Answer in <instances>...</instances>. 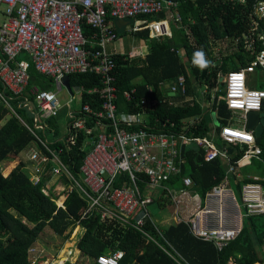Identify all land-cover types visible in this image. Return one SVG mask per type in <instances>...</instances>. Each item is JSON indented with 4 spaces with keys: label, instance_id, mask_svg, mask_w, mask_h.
Masks as SVG:
<instances>
[{
    "label": "built area",
    "instance_id": "obj_1",
    "mask_svg": "<svg viewBox=\"0 0 264 264\" xmlns=\"http://www.w3.org/2000/svg\"><path fill=\"white\" fill-rule=\"evenodd\" d=\"M175 7L177 3L170 0H0V12L4 14L0 24V82L12 96L23 98L24 105L35 114L34 126L26 124L41 145V148L33 147L28 155L32 183L40 185L45 167L50 165L51 178L42 192L49 195L51 191L59 208H64L69 194L76 191L87 204L82 216L98 211L106 222L136 228L169 255L172 253L166 247L169 246L167 241L162 244L146 231L147 221L153 220L151 205L156 198L146 191H164L176 204L189 197L193 185L189 176L182 177L179 189L168 185L181 174L186 160L184 150L189 145L202 151L205 163L226 158L230 164L226 180L202 196L195 192V207L187 218L189 229L197 239L213 242L221 251L236 240L242 230L241 206L228 185L229 174L236 171L227 149L218 146L212 134L197 136L185 131L198 118L190 119L178 130L168 123L151 127L145 120L138 119L141 114L120 115L118 111L115 52L109 46L119 37L107 22L108 18L157 16L163 12L176 22L181 16L173 13ZM253 16L252 29L243 38L246 51L254 60L246 67L229 72L223 79L228 108L241 112L246 120L249 111L261 110L264 100V87H259V80L251 84L250 78L260 69L264 79V46L257 45V41H264V1L255 5ZM164 22V19L152 21L146 27L159 36L166 33ZM82 23L96 28L92 38L84 34ZM22 54L29 56L30 61L18 59ZM30 62L40 74L52 79L58 92L64 87L62 78L66 76L90 73L100 77V110L82 104L78 110H69L66 114L59 136L65 150L51 149L46 133L48 125L43 121L58 116L61 108L58 93L33 88L30 94L39 111L33 110L27 93ZM167 88L181 96L187 94L184 77L177 78ZM86 92L92 94V90ZM1 97L8 104L4 96ZM125 98L130 100L131 93L126 92ZM39 129L46 134L39 135L36 131ZM79 132L87 136L84 145L88 146V151L78 173H73L62 160V154L72 150L70 147ZM218 135L226 144L247 146L244 159L259 158L261 152L254 146L255 135L244 126L225 125ZM122 174L128 175L129 182L116 185ZM139 182H144L146 187L141 189ZM56 186L59 187L55 189ZM241 195L246 215L264 213V185L243 183ZM124 255L123 251L101 255L96 262L119 264ZM229 264H233L232 261Z\"/></svg>",
    "mask_w": 264,
    "mask_h": 264
},
{
    "label": "trees",
    "instance_id": "obj_2",
    "mask_svg": "<svg viewBox=\"0 0 264 264\" xmlns=\"http://www.w3.org/2000/svg\"><path fill=\"white\" fill-rule=\"evenodd\" d=\"M170 1L177 3L173 13H179L181 16L179 21L172 22L174 25L171 36L149 37L147 28L137 30L132 33L135 37L148 39L147 54L134 58L129 53L114 55L118 111L144 113L149 120V126L161 127L162 124L168 123L174 124L178 130L185 126L186 119L196 117L198 120L185 131L203 136L211 130L210 122L204 117L205 108L195 103L194 99L175 106L168 104V100L177 97L171 98L161 85L184 77L187 85L186 98L194 96L195 87L199 91L204 87L202 94L209 100L212 98L210 92L219 88L212 108L217 112L219 123L228 124L232 111L227 106L220 78L223 74L248 66L254 60V56L246 51L243 35L252 29L255 5L264 0ZM147 17L149 15H140L134 19L142 18L140 26H143ZM107 22L117 31L118 37L127 34L126 26L118 28L110 18ZM82 28L88 38H92L96 31V28L86 23H82ZM230 37L237 40L239 51L225 57L222 53L217 55L212 42H217L215 39ZM263 43L264 41H257L258 47H263ZM180 51L184 52L186 60H182ZM197 52L203 54L205 66L208 67V73L203 79L202 66L196 63ZM22 55L18 57H25ZM219 60L221 63H218ZM29 73L28 95H31L30 91L35 87L49 90L48 82L52 79L40 74L31 62ZM68 80L70 87L83 88L82 104L100 110L98 91L101 84L98 75L72 74ZM149 87L153 90H149ZM261 87H264V80ZM87 90H92V94H87ZM126 92L131 93L130 100H126ZM1 96H4L8 104ZM183 98L185 100V97ZM43 121L48 125L46 133L50 138L51 149L65 150L64 142L59 139L58 117L46 118ZM34 122L35 114L24 105L23 98L12 96L0 82V264H39L43 258H35L33 262L30 250L45 227H49L65 242L77 225L82 231L77 250L82 257L92 259V264H97L98 256L118 251L125 254L119 264H229L230 259L233 264H264V213L247 217L248 221L244 223L236 240L221 251L213 242L195 239L184 222H172L167 225L158 222L153 215V220H148L145 225L146 231L160 243L166 244L167 241L173 245L178 257L167 247L172 253L169 255L136 228L102 220L98 211L82 216L87 204L76 191L69 194L64 202L65 207L59 208L51 191L49 195L42 192L44 184L51 178L50 165L45 167L40 185H34L29 164L21 157L33 147L41 148L27 126L33 127ZM36 131L41 136L46 134L41 129ZM86 137L84 133L79 132L70 147L72 150L62 154V160L73 173H78L88 151V146L84 145ZM256 141L261 149L260 158L264 162V138H257ZM242 155L243 152H240L237 159ZM184 157L186 160L181 174L172 178L168 185L179 188L180 177L190 176L193 189L204 194L223 180L226 171L223 159L205 163L202 151H198L193 145L185 148ZM7 162H10L11 167L6 172L8 164L5 167L2 165ZM118 177L116 185L129 182L128 175L122 174ZM245 182L256 181L246 179ZM257 182L264 185V181ZM139 185L141 189L146 187L144 182H139ZM159 193L155 204L162 209L172 206V198L164 191ZM254 216H262V222H254ZM156 228L162 230L164 235L160 236ZM64 264L79 263L66 261Z\"/></svg>",
    "mask_w": 264,
    "mask_h": 264
},
{
    "label": "crops",
    "instance_id": "obj_3",
    "mask_svg": "<svg viewBox=\"0 0 264 264\" xmlns=\"http://www.w3.org/2000/svg\"><path fill=\"white\" fill-rule=\"evenodd\" d=\"M164 14V13H163ZM148 19H147V22H146V24L145 25H143V26H140V24H141V20H142V18H137V23H135V25H133L132 26V28L131 29H129L128 31H127V33H130L129 34V36H130V40H128L125 44L123 43V42H121V43H119V40L121 39V37H119L118 38V40L116 41V42H114V44L116 43L117 44V46H120V50L119 51H117L116 50V46L114 47V50H111L112 52H115L116 54H125V53H129V55L131 56V57H143V56H145L146 54H147V52H148V46H147V42H148V39H144V38H137V37H135V35H133L132 33L133 32H135V31H137V30H141V29H144V28H147L148 29V31H149V37H156V38H158V37H161V36H171L172 35V31H173V29H172V25H174L172 22H173V20L171 19V18H169V16H167L166 15V17L165 16H163L162 18H160L158 15L155 17V16H149V17H147ZM161 19H164L165 20V29H166V33L165 34H162V35H159V36H155V35H153V33H154V31H151V30H149V28L148 27H146V25H148L150 22H152V21H159V20H161ZM112 22H114V20H112ZM111 22V23H112ZM133 27H137V29H134ZM225 39H232V40H234L235 41V44L234 45H232L231 46V48H230V50H223V51H221V48H218V50H215V46H213V48H214V51H215V53L217 54V55H219L220 53H222L224 56L223 57H225V56H229V55H233V54H235L236 52H238L239 51V46H238V42H237V40L236 39H233V38H225ZM225 39H222V40H218V39H215V41H217V42H221V41H224ZM231 40V41H232ZM129 44H131L133 47L131 48H129V50H128V45ZM213 44V43H212ZM234 50V51H233ZM227 53V55H225ZM180 55H181V58H182V60H186V57H185V54H184V52L183 51H180ZM0 56H1V53H0ZM22 56H25V57H18V58H20V59H24V60H27V61H30V59H29V56H27L26 54H23ZM218 63H221V60H219L218 61ZM261 70L259 69V71L257 70V72H258V77H259V75H260V77H261V80L263 81L264 79H263V74H261V72H260ZM229 73V72H228ZM228 73H226V74H223V75H221V78L220 79H224V77L228 74ZM252 76H253V74H251L250 75V78H251V84H253L254 85V83H255V80H259L260 81V79L259 78H256V79H253L252 78ZM259 81H257L258 82V84H259V86L262 84V82H259ZM169 84H172L171 82L169 83V82H165V83H163L161 86L163 87V89L166 91V92H168V94H169V96L171 97V98H176V99H171V100H168V104L170 103V102H172V103H178V104H180V103H183V102H186V99H190V100H192V99H194L193 97H187L186 98V96H187V94L185 95V96H181L179 93H171L169 90H168V88H167V86L169 85ZM196 85V84H195ZM63 86H64V88H66V86L63 84ZM222 88H223V92H224V97H225V100H226V92H225V87H224V80L222 81ZM79 89V95H80V105H82V103H81V93H82V91L83 90H81V89H83V88H78ZM205 89V88H204ZM217 89H219V88H216V89H213L210 93H211V100H209L210 101V108H209V110L211 109L214 113H215V116L214 117H212V119H213V121L217 124V126L214 128V129H211L208 133H206V134H212L214 137H215V139H216V141H217V144H218V146H220L222 149H224V148H226L227 149V152H228V149L229 148H232V153H229L228 152V155L231 157V160L233 161V166H234V168H235V171H236V174H229V177L227 178L228 179V185H229V187H230V182H231V180L232 181H234L238 186H239V188H241L242 187V184L243 183H246L245 182V180L246 179H249V180H252V181H264V169H260V168H257V169H259V171L262 173V175L261 176H258V175H252V173H249V170H248V167L251 165H253V162L254 161H256V162H259L262 166H263V168H264V162L261 160V158H260V155H261V153H260V155H259V158H250V159H244L243 158V156H244V153H245V149H248V147L247 146H244V147H241V146H239V145H236V146H234V145H229V144H226V142H224L220 137H219V133H218V131L220 130L221 131V128L223 127V126H225V125H229V126H236V127H241V126H244L245 127V129L247 130V131H252L253 133H254V135H255V132L253 131V130H250V129H248L247 128V120L243 117V114L242 113H240V115L238 114L239 112H233L232 111V116H231V118H230V121H229V123L228 124H225V125H221L220 123H219V121H218V116H217V112L212 108L213 107V103H214V100H215V96H216V93H214V91L215 92H217ZM66 90L70 93V95H74L73 94V92H72V87H70V91L66 88ZM149 90H153L152 88H150L149 87ZM134 91V90H133ZM218 91H220V89L218 90ZM200 92H201V95H203L204 96V94H202V92H203V90H202V88L200 89ZM183 97H185V100H184V98ZM205 97V96H204ZM180 98H183L182 100H180ZM174 100H176V101H174ZM184 100V101H183ZM172 106H174V105H172ZM80 107V106H79ZM120 115H132L131 113H126V112H124V111H120ZM58 117V116H57ZM194 118V117H193ZM193 118H190V119H193ZM196 118V117H195ZM139 120H145L147 123H149V120H148V118H147V115L146 114H144V113H141V116H139V118H138ZM190 119H186L185 120V122L187 123V121H189ZM58 124H59V130H60V132L63 130V128H64V126H63V128L61 127V125H60V121H59V119H58ZM239 125V126H238ZM156 126H158V125H156ZM153 127H155V126H153ZM219 131V132H220ZM205 134V135H206ZM263 135H264V131L262 132V134L259 136V137H256V135H255V141H254V146L256 147V148H258V149H260V147L258 146V144H257V141H256V139L257 138H260V137H263ZM204 136V135H203ZM242 153L243 152V155L240 157V158H238L237 159V156H238V154L239 153ZM260 152H261V149H260ZM221 159H223L224 160V164H225V168H226V171H225V176H224V178H223V180L225 181L226 180V177L228 176V171H229V167H230V164H229V161L226 159V158H224V157H220ZM219 159V158H218ZM217 160V159H216ZM184 164V163H183ZM183 166V165H182ZM182 177H184V176H182ZM182 177H180L181 178V181H180V186H179V188L182 186ZM190 177V176H189ZM191 178V177H190ZM222 180V181H223ZM221 181V182H222ZM221 182H219V183H221ZM256 182H250V183H256ZM219 183H217V184H219ZM258 183V182H257ZM217 184H215V185H217ZM214 185V186H215ZM193 186V185H192ZM174 187V186H173ZM174 188H176V187H174ZM179 188H176V189H179ZM211 189V188H210ZM232 190V189H231ZM206 191H208V190H206ZM205 191V192H206ZM195 192L196 193H198L200 196H202L203 194H201V193H199V192H197L196 190H194L193 189V187H191L190 189H189V197H184V199H182V202L181 203H178V204H176L175 202H174V200H173V204H172V206L170 205V207L168 206V208H166V209H162V208H160V207H158L157 206V204H156V206H157V208H158V210H159V213H160V211H164V212H166L167 213V217H166V219H162L161 220V222H163V223H166L167 225H169L170 223H172V222H179V221H182V222H184L187 226H188V229H189V225H188V222H187V218H188V216L191 214V212H192V210L194 209V207H195V202H196V200H195V198H194V194H195ZM232 192H233V190H232ZM146 193H149V194H153L154 196H158L159 197V195H160V193H157V192H149V191H146ZM233 194H234V192H233ZM234 196H235V194H234ZM236 197V196H235ZM237 199V198H236ZM237 201L239 202V200L237 199ZM239 204H240V202H239ZM240 208H241V214H242V228H243V226H244V217H249V215H246V212H243L242 211V205L240 204ZM169 213H171V214H169ZM171 216V217H170ZM250 216H252V215H250ZM189 231H190V229H189ZM161 232H162V234L164 235V232L161 230ZM190 233H191V231H190ZM192 234V233H191ZM193 235V234H192ZM194 236V235H193ZM194 238L195 239H197L196 238V236H194ZM198 240H201V239H198ZM201 241H203V240H201ZM205 242V241H204ZM168 245L169 246H166V247H168L169 249H172L173 250V252H177L176 251V249L173 247V245L171 246V244L170 243H168ZM215 245V244H214ZM215 247H216V245H215ZM217 248V247H216ZM218 249V248H217ZM219 250V249H218ZM220 251V250H219ZM71 252V251H70ZM232 261V259H230V261H229V263ZM257 264H259V263H257Z\"/></svg>",
    "mask_w": 264,
    "mask_h": 264
},
{
    "label": "rangeland",
    "instance_id": "obj_4",
    "mask_svg": "<svg viewBox=\"0 0 264 264\" xmlns=\"http://www.w3.org/2000/svg\"><path fill=\"white\" fill-rule=\"evenodd\" d=\"M3 18H4V14L0 12V24L3 22ZM127 21L128 23L125 25L126 26L125 29L127 31L131 29L132 26L135 25V23H137V19L134 18L129 19ZM129 34L130 33H127L126 35L122 36L121 39L119 40V43L123 42L125 44L128 40H130ZM231 40L232 39H225L224 41L221 42L213 41L212 45L215 46V50H218V48H221V51L230 50L231 46L235 44V41L234 40L231 41ZM114 47L116 48L117 51L120 50V46H117L116 43L115 44L112 43L109 46L110 50H114ZM130 47L132 48L133 46L129 44L128 50ZM225 55H227V53ZM252 78L253 79L259 78L260 79L259 82H263L261 80L260 75L258 77V72L254 73ZM259 87H261V85ZM48 89L58 93L57 98L61 105L60 111L58 113V119L60 121L61 127L63 128L64 122L67 117L66 116L67 112L69 110L75 111L79 109L80 106L79 89L76 87H72V92L74 95H70V93L64 87L60 92H58V89L53 81L48 82ZM218 90L219 89H217V91ZM214 93L216 92L214 91ZM28 96L31 99L33 109L35 111H39V108L35 100H33L31 95ZM193 98L195 103L205 108L204 117L206 120L210 122L211 129H214L217 126V124L212 119V117L215 116V113L211 109L209 110L210 108L209 99L201 95V92L199 91V89H197V87H195V93ZM240 113L241 112H239L238 114L240 115ZM262 138H264V135ZM29 153L30 152H28L26 155L22 154L21 155L22 159L28 162ZM9 163L10 162H7L4 165H2V167H5L8 164L7 165L8 169L5 170L6 172L9 171L11 167V164ZM257 168L264 169L259 162L254 161L253 165L252 166L250 165L248 167L249 173H252V175L261 176L262 173ZM58 187L59 186H56L55 189H57ZM230 188L233 190L236 198L239 200L240 204L242 205V211L246 212L243 206L241 188H239V186L232 180L230 182ZM151 209L158 222H160L162 219H166L167 213L164 211H160L159 213V210L155 204L151 205ZM253 220L257 224H259L260 222H262L263 218L262 216H254ZM247 221L248 218L244 217V222L246 223ZM81 232L82 231L80 227L76 226L72 234L70 235V238L67 241L62 242L59 236L55 235L49 227H45V229L40 233L38 241L33 245V247L30 250V258H39V257L43 258L39 264H64L66 261H71L73 263H79V264H92L93 263L92 259L82 257L79 253V250H77L79 240L81 239Z\"/></svg>",
    "mask_w": 264,
    "mask_h": 264
},
{
    "label": "water",
    "instance_id": "obj_5",
    "mask_svg": "<svg viewBox=\"0 0 264 264\" xmlns=\"http://www.w3.org/2000/svg\"><path fill=\"white\" fill-rule=\"evenodd\" d=\"M158 16L162 18L164 16L163 12L158 13ZM129 19L132 18H124V19H114V23L118 28H122L125 26ZM208 73V67L205 65L202 66L201 70V79H203ZM222 79H220V82L222 83ZM63 84L66 86V88L70 91V85H69V80L68 77L62 78ZM202 90H204V87H202ZM262 111H257V110H251L247 113V128L250 130H253L255 132L256 137H259L262 132L264 131V100L262 102ZM229 153H232V148L228 149Z\"/></svg>",
    "mask_w": 264,
    "mask_h": 264
},
{
    "label": "clouds",
    "instance_id": "obj_6",
    "mask_svg": "<svg viewBox=\"0 0 264 264\" xmlns=\"http://www.w3.org/2000/svg\"><path fill=\"white\" fill-rule=\"evenodd\" d=\"M196 57V63H198L200 66H204L206 62L203 58V54L201 52H197Z\"/></svg>",
    "mask_w": 264,
    "mask_h": 264
},
{
    "label": "flooded vegetation",
    "instance_id": "obj_7",
    "mask_svg": "<svg viewBox=\"0 0 264 264\" xmlns=\"http://www.w3.org/2000/svg\"><path fill=\"white\" fill-rule=\"evenodd\" d=\"M262 111V109L260 110V112Z\"/></svg>",
    "mask_w": 264,
    "mask_h": 264
}]
</instances>
